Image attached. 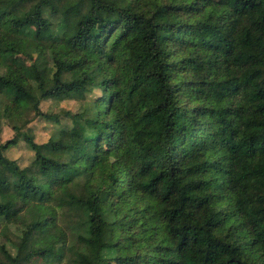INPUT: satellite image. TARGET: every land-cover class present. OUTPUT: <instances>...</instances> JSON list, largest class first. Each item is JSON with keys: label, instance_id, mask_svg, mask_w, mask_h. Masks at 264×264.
Returning a JSON list of instances; mask_svg holds the SVG:
<instances>
[{"label": "trees", "instance_id": "16d2710c", "mask_svg": "<svg viewBox=\"0 0 264 264\" xmlns=\"http://www.w3.org/2000/svg\"><path fill=\"white\" fill-rule=\"evenodd\" d=\"M74 96L0 146V264H264V0H0V120Z\"/></svg>", "mask_w": 264, "mask_h": 264}, {"label": "rangeland", "instance_id": "374dc122", "mask_svg": "<svg viewBox=\"0 0 264 264\" xmlns=\"http://www.w3.org/2000/svg\"><path fill=\"white\" fill-rule=\"evenodd\" d=\"M14 64H25V80L22 81V86L27 92H31L35 88V68L33 64H36L38 68L44 66V59L39 57L35 62L27 60L23 56L16 57L14 59ZM2 75L8 78L7 69L1 70ZM79 78L77 72H71L67 79L68 81L76 80ZM53 82L48 81L47 88L51 89L53 87ZM100 95V92L96 94ZM95 96V95H94ZM91 97H93L91 95ZM90 98V97H89ZM86 98H81V96H74L69 99L62 101L47 99L41 102V112L44 114L58 115L61 119L60 124H56L42 116H37L34 112L30 114H25L21 116H16L11 119L3 118L0 120V146L7 143L9 140L17 138L18 142L15 146L5 151V155L11 159L15 160L22 168L29 166L35 158V153L30 149L28 144L24 140L23 134L28 135L33 138L37 143L47 142L53 134L59 132L61 129L69 127L72 123L70 115L82 113L86 106ZM19 136V134H21ZM48 204V203H47ZM2 220L0 219V230H1ZM62 227L60 225H52L47 227L45 232L50 236L59 235ZM8 249L12 254H16L14 248L9 245ZM76 249L81 252L86 251L87 245L81 241L76 244ZM105 254L112 257L116 254V249H107ZM37 264V263H36Z\"/></svg>", "mask_w": 264, "mask_h": 264}]
</instances>
